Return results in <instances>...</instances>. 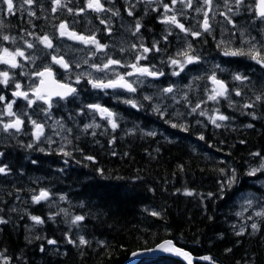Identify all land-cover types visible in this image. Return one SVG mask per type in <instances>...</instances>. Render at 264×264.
<instances>
[{"label":"trees","instance_id":"1","mask_svg":"<svg viewBox=\"0 0 264 264\" xmlns=\"http://www.w3.org/2000/svg\"><path fill=\"white\" fill-rule=\"evenodd\" d=\"M198 3L202 0H194L192 8L177 15L185 27L203 32L199 27L203 13L195 11L202 6H196ZM245 5L254 6V0H245ZM232 6L235 8L234 0ZM153 7L163 10L161 4ZM213 11L214 19L209 14L212 31L200 37L186 36L178 28L162 23L163 15L160 20L154 14L138 17L143 23L139 37L144 45L151 48L159 42L160 48L139 63L165 73L152 77L155 91L145 94L153 96L152 101L144 100L139 92L131 99L127 92L95 89L87 76L79 84L78 95L56 100L50 116L44 112L48 107L44 102L41 106L39 102L26 105L32 120L45 126L39 141L34 142V127L29 121L20 132L0 130V152L4 153L0 166L7 165L11 170L7 175L0 174V217L8 221L0 224V257H8V264H124L132 252L152 248L164 240H173L191 252L198 258L195 264H264V216L254 213L264 211V171L248 175L264 158V99L255 100L257 95L264 96V67L248 56H225L223 48L217 47L223 39L231 41L232 48L247 51L248 45L241 44V31L255 37L261 47L264 23L242 8L233 17V27L220 15L226 11L223 0H214ZM8 25L18 30L16 22ZM28 28L34 30L35 23ZM189 41L193 54L202 59L173 76L172 72L180 69L168 60L176 58ZM213 73L227 83L229 98L207 99L216 87L209 79ZM236 73L248 80H233ZM27 76L19 82L26 85ZM14 82H10L9 91ZM169 85L175 86L174 93L159 96L158 90ZM236 90L242 95H235ZM128 99L142 106L133 108L123 103ZM96 103L118 114L120 126L116 130L85 108ZM157 104L163 116L153 110ZM197 104L200 108L193 113L191 109ZM245 104L253 107L245 108ZM81 108H85L82 115L78 114ZM217 109L229 117L218 121L222 125L219 128L209 119ZM201 111L206 115H200ZM251 113H255V119ZM56 121H61L64 128ZM93 121L100 127L84 131L83 126ZM173 123L178 127L173 128ZM150 131L156 135H145ZM48 138L53 142L49 143ZM30 143L33 147L27 148ZM257 152L261 155H252ZM88 156L94 160H87ZM233 170L235 183L221 192V183L228 181ZM41 189L49 191V199L33 203L32 196ZM186 190L192 195L185 194ZM208 193L215 195L209 197ZM249 194L262 202L257 211L243 207ZM61 196L66 198L61 200ZM153 211L160 215H151ZM33 215L44 222L35 223L30 218ZM75 215H83L85 220L72 225ZM252 223L259 225L255 232ZM241 228L244 234L236 235ZM80 236L88 243L80 245ZM69 238L76 243H69ZM49 239L57 243L49 245ZM203 256L212 260L200 259ZM134 264L185 262L161 255L140 258Z\"/></svg>","mask_w":264,"mask_h":264},{"label":"snow or ice","instance_id":"2","mask_svg":"<svg viewBox=\"0 0 264 264\" xmlns=\"http://www.w3.org/2000/svg\"><path fill=\"white\" fill-rule=\"evenodd\" d=\"M147 2L152 3V0H147ZM34 3H36V0H22L21 7L24 4L33 5ZM51 3L53 5L51 8L52 12H57L60 9L66 8L69 13H73V9L70 7H67V4H65L63 2V0H51ZM178 3L183 5L184 8H192L193 7V0H170V4L169 3H163L161 0V5L164 9V14H163L162 19H161L162 23L174 26L175 28H178L181 32L185 33L186 36L190 35L192 37H200L203 33H211L212 25L209 22L210 21L209 14L212 13V19L215 18L216 13L213 11L214 0H202V6L195 8L196 12H202L203 13V21L199 25V27L203 30V32L193 31L191 28L185 27V24L182 23L180 21V19H178V15H177L176 10H175V6ZM232 3H233V0H223V4H224V7L226 8V11L220 13V15H222L224 17L225 21L228 24H231L233 27L236 26V23H235V20L233 19V17L238 16L241 13L242 8L245 11L253 12L255 19L264 23V0H254V6L253 5H247L246 6L245 0H234L235 8H233ZM0 4L6 6L7 14H9V15L14 14V9L16 8V5L14 4V0H0ZM132 8H134V5L127 9L128 16L134 15ZM88 9H90L96 13H102L105 11L111 12L113 16H119V14H120L119 10L113 11L111 8H105V4L102 2V0H86V7L79 8L76 14L78 15L79 13H83ZM2 10L3 9H0V11H2ZM153 11H156V9H153ZM169 12H171L172 14L169 15L168 14ZM28 15L29 16H35L36 13L34 11H29ZM180 15H183V11L180 12ZM29 23H31V21H29ZM100 23L104 24L107 27V31L109 33H111L112 29H111V27H108V24H109L108 20L101 19ZM33 27H34V25H33ZM141 27H142V24H141L140 20H136L132 34L134 36L137 35L140 32ZM2 28H3V21L0 20V29H2ZM58 32H59L60 37H68L69 39L79 41V42L83 43L84 45L95 46L96 51H103L104 49H106L108 47V45H106V44H101L99 42V40H97L95 34L84 35L81 33H77L74 30H70L67 22H61L58 25ZM25 34L27 36L33 35L32 32H26ZM170 34H171V32L169 31V35ZM240 36L242 37L241 44L242 45L243 44L248 45L247 51H245V49L243 47L232 48L230 46L231 41H225L223 39H221L218 42L217 47L223 48V55H225V56H248V57H250L251 60L255 61L257 64L264 67V41H261L260 43L262 46L258 47L257 43L255 42V37L246 36L244 31L240 32ZM18 39L23 40V43H24V45H26L27 49H34L36 47L35 43H33L29 40L23 39V37H16V36H11V35L0 34V41H8V42L15 44ZM163 39L167 40V36H165ZM37 40L39 41L40 44H43L44 48L54 49L53 39L51 36L43 35V36L37 37ZM158 43L159 42L153 43L151 48L145 46L144 43H142V42L139 45L132 44L130 46V49L135 51V53H136L135 54V62L130 64V65H124V66L130 67L131 69H133V71L127 72L125 74L116 73V78L108 80L107 82H104V80H101V79H91V78L88 79V82L95 89L104 90V89H110V88L111 89L120 88V89H125L126 91H128L130 93H135L137 91V87H134L133 86L134 82H129V80L126 79V76H129V77L130 76H137V77L146 76V77L158 78V77L165 75V73L163 71L152 70V68L147 67V66H141L139 63L141 60H147L148 59L147 54L149 52H153V51L159 52L160 51V48L158 47ZM56 51H58V50H56ZM120 51L123 52V51H125V49L121 48ZM193 53H194L193 45L189 41L187 43L186 48H184L182 51H180L176 54V58H173V57L169 58L168 63H170L172 66H178L180 69V71H173L172 72L173 76H179L180 72H182L187 65L196 64L202 59L201 56L195 55ZM93 55H95V53H93ZM17 57L23 58L24 60H29L33 63L35 62V59H36V57H31V56L26 55L25 50L23 48L18 47L14 51H10L8 47H3L2 53H0V64L8 65L12 69L22 67L20 62L17 60ZM51 63L54 65H59L61 68H63L65 71H68V72H70V70L72 68V64L68 60H66L63 55H58V54L52 55L51 56ZM84 63L87 64L88 61L85 60ZM117 65H121V61L118 59H112L111 57H109L107 59L106 63H103L102 65L92 64V65H90V67L94 68L97 72H105V71H115V69L112 66H117ZM80 66H81L80 63H75L76 68H79ZM216 67L219 68V65H217ZM221 71H223V69H221ZM32 74L35 75L36 77L41 78L40 79L41 87H38V88H35L32 90L35 93V99H29V93L26 91H21L20 89L22 86L18 82L15 83L16 91H14L12 94L15 97H22L25 100H27L28 101V107H31L34 103H36L37 100L44 101V103L48 105V107L44 109L46 116H50V114H51L50 110L52 107V97L55 96V97H59L61 100H66L69 96L74 97L76 92H77V90L75 88L71 87L69 84H62V83H59L58 81H56L54 79V71H53V67L51 65L44 66L42 68V70L35 71ZM82 75H87L89 77L91 76L90 73H85ZM232 78H233V80L240 81L241 83L248 80L247 76L241 75L240 73L234 74ZM12 79L13 78L10 76L9 71H6V70L0 71V84L7 86V85H9V83ZM80 79H81V76L78 75L76 77L77 83L79 82ZM209 79H211L212 83L214 85H216V87L212 90V93L210 95H208V97H207L208 100L218 101V98H220V97H224L226 99L229 98V89H228L227 83L225 81L218 79L215 73H213L211 75V77H209ZM138 83L142 84L143 81H138ZM46 84H53V85H55V88H46V87H44V85H46ZM174 91H175V86L169 85L168 87L159 89L158 95L159 96H165L166 94L174 93ZM235 95L240 96V95H242V93L239 90H236ZM184 98L187 99L186 93H185ZM143 99L147 100V101H152L153 96L145 95L143 97ZM262 99H264V96L257 95L255 97L256 101H261ZM4 100H5V97L3 95H0V101H4ZM203 102L204 101H202V103ZM14 103H15V101L7 103V105H6L7 112L4 113L8 117H14V119H12L8 122H4V120L0 119V130H2L4 132H9V130H15V132H20L23 125H24V119H22L21 116L17 115L12 110ZM123 103L129 104L133 108H137L139 106H142V105H138L136 103V101L131 100V99L124 100ZM230 106H232L231 102H230ZM244 107L245 108H252L253 104H245ZM85 108H87L88 110H91L93 113H98L102 119H106L108 122V125L110 126V128L113 131L116 130L120 126L118 123V114L116 112L112 111L111 109L104 107L103 105H101L99 103L88 104L85 106ZM85 108H81L79 110L78 114H81V115L84 114ZM199 108H200V104H197L195 107H193L191 109V111L193 113H195L197 111V109H199ZM153 110L155 112L159 113L161 116H163L165 114L164 111H162L159 104L155 105ZM216 112H217V114L209 117V119H210L212 124H214L217 128H219L222 125L220 123H218V121H227L229 119V117L226 115L220 114L218 109L216 110ZM23 115H27V114L25 113ZM200 115H206V113L201 111ZM251 115H253V118L255 119V113H251ZM29 120H30V123L34 126V132H33L34 142L39 141L41 139V137L44 136L45 126L42 123H38L36 120H32L30 117H29ZM56 124H58L60 126V128H62V129L64 128V125L62 124L61 121H56ZM171 126L173 128L178 127V125L174 124V123ZM99 127H100V125L97 124L95 121H93L92 123L85 124L83 126V130L87 131L88 129H95V128H99ZM179 127H181L182 130H184V131L187 130V128L183 125H179ZM248 127H252V125L249 124ZM67 131L71 132V129H67ZM134 131H135L134 129L130 130L129 134H132V132H134ZM57 135H59V133H57ZM92 135L95 136L96 133L93 131ZM145 135L155 136L156 132L155 131L146 132ZM48 139H49V143L53 142V141H51L50 138H48ZM200 139H204V137L201 136ZM67 142L70 143V141H67ZM111 142L112 141H110V143ZM241 143H243V141H241ZM26 147L32 148L33 144L30 143V144L26 145ZM40 151H44V149L41 148ZM61 151L63 152V148L61 149ZM64 154L68 155V156L71 155L70 152H64ZM3 155H4V153L0 152V156H3ZM252 155L260 156L261 154L257 152V153H252ZM86 159L91 161V160H94V157L88 156V157H86ZM32 163H36V161H32ZM65 163H67V161H65ZM10 171L11 170L9 169V167L7 165L0 166V174L7 175ZM98 171L101 174H103L102 169H100ZM221 171L223 172L224 170L221 169ZM258 171H264V158H262V162L259 165V167L253 168L248 173V175H250V176L255 175V173ZM233 183H235L234 170H233V175L228 179V181L221 183L220 191L223 192L226 187H230ZM185 194L192 195V192L186 190ZM214 195L215 194H213V193H208L209 197H212ZM49 197H50L49 191L45 190V189H41L39 191V194L33 195L31 199H32L33 203H39L41 201L48 200ZM65 198L66 197H64V196L60 197L61 200L65 199ZM247 205H248V207L252 206V199L247 200ZM65 214L67 215V213H65ZM255 214L257 216H264V211H260V212H257ZM151 215L159 216L160 213L153 211L151 213ZM237 215H240V213H237ZM30 218L32 221H34L37 224H41L44 222L42 220V218L39 216L33 215ZM84 220H85V216L75 215L71 220V224L72 225H78L79 222H82ZM6 223H8V221L4 220L2 217H0V224H6ZM251 229L253 230V232H255L259 229V225L257 223H252ZM244 232H245V229L241 228L240 231L236 233V235H238V236L243 235ZM68 242L69 243H76L71 238H69ZM47 243L49 245H55L57 242L54 239H49V240H47ZM87 243H88V241L85 240V238L83 236L79 237V244L80 245H85ZM40 251L43 252L44 248L41 247ZM143 251L149 252V253L156 252V251H162L165 253H173L177 256L182 257L185 261H187V264H193V257L191 255V253L185 251L182 248L177 247L176 244L172 240H166L163 243L158 244L155 248L145 249ZM227 251H231V249H227ZM140 254H142V253L141 252H132L131 253V255L133 257L138 256ZM0 256H2V254H0ZM2 258L5 261V264H8L9 258L6 256H3ZM200 259L205 260V261L212 260V258L210 256H203ZM213 264H214V262H213Z\"/></svg>","mask_w":264,"mask_h":264},{"label":"flooded vegetation","instance_id":"3","mask_svg":"<svg viewBox=\"0 0 264 264\" xmlns=\"http://www.w3.org/2000/svg\"><path fill=\"white\" fill-rule=\"evenodd\" d=\"M155 1L156 0H152V3H148L147 0H102L105 4V8H111L113 11L119 10V16H113L111 12L105 11L102 13H96L90 9L77 15L76 13L79 8L86 7V0H63V2L67 4V7L73 9V13H69L66 8L60 9L57 12H52L51 8L53 5L51 0H36V3L33 5L24 4L22 7V0H14V4L18 7L14 9V14L11 15L7 14L6 6L0 4V9H3L0 11V20L3 21V28L0 29V34L23 37V39L31 42H34L32 41V38H35L34 43L36 44V47L34 49H27L23 40L19 39L18 41H21V46L26 50L27 54H30L31 57H36V59L40 62L39 65L42 66V63H44L51 65L53 69H55L56 65L51 63L52 55H59V53H61L62 55L70 56L74 52V45L76 41L71 40L68 37H60L58 32V25L61 22H67L70 30L75 31V29H83L86 31L85 35L97 34L99 38H102L104 34L103 40L109 41L108 47L110 49L115 48L118 53L126 54L127 58L135 60L136 53L130 49V46L132 44L139 45L141 42L143 43V39L139 37L140 32L135 36L132 34L135 21L139 20L138 17L144 14L145 16L149 14H154V16L162 15L163 10L161 9L153 11ZM168 1L170 4V0ZM133 5L134 8H132V10L134 15L128 16L127 9ZM175 10L185 11V8L183 5L178 3L175 6ZM29 11H34L36 15L29 16ZM101 19L109 21L108 27H111V33L107 31V27L104 24L100 23ZM29 21H31V23H29ZM15 22L18 26L14 27H17L18 30H12L11 26L8 25V23L13 24ZM32 23H35L34 30H32V28H28V25ZM141 24L142 29L143 23L141 22ZM42 25H44V27ZM26 32H32L33 35L27 36L25 34ZM43 35H49L52 37L54 49H46L43 44L39 43L37 37ZM10 43L11 42L8 41L4 42V44L7 45L6 47H9L8 45H10ZM117 45L125 46V51L119 52ZM40 70H42V68ZM0 71L5 70L0 69ZM6 71H9L10 76L14 78V80H20L25 75L24 70L21 67ZM35 79L39 80L40 78L36 77ZM14 91L16 90L13 89L10 92L8 87L5 86L0 89V95L5 97L4 101H0V119L6 118L4 113L7 112V103L15 101L12 110L15 113H21L22 119H24L25 122V115H23L25 109L21 103L18 105V99L24 100V98L13 96L12 93ZM29 99L31 98L29 97Z\"/></svg>","mask_w":264,"mask_h":264},{"label":"rangeland","instance_id":"4","mask_svg":"<svg viewBox=\"0 0 264 264\" xmlns=\"http://www.w3.org/2000/svg\"><path fill=\"white\" fill-rule=\"evenodd\" d=\"M5 41H0V53H2V49L3 47H6L7 45L4 44ZM9 47V50L10 51H14L16 48H22L21 46V41H18L13 44V43H10V45H8ZM121 49V48H120ZM119 49V52H121ZM25 50V49H24ZM83 51H86L87 52V55L89 56V59H90V64H99L101 60H104L106 63L107 59L110 57V56H107V50L104 49L103 51H96L95 49V46H92L90 49L88 48V45H84L82 44L79 51H78V55H77V60L76 63L80 62V57L82 56L83 54ZM111 51H114V50H111ZM25 53L27 54L26 50H25ZM93 53H95V55H93ZM28 56H30V54H27ZM17 60L20 62V64L22 66H25L26 65V69L28 71V73L30 74V77L29 79H27V84L30 86V90L32 92V98H35V93L32 91L33 89L35 88H38L40 87V79L39 80H36V76L33 75L32 73H34L35 71H40V69L42 68L41 65H36V63L34 62H31L29 60H24L20 57H17ZM46 65V64H45ZM81 65V64H80ZM99 65H102V64H99ZM115 71H105V72H97L94 68H90L89 70H87L85 68V66L83 67L82 65L79 67V68H76L75 69V80H76V77L78 75L81 76L82 73L88 71L90 74H91V77L95 78V79H101V80H104V82H107L108 80H111V79H115L116 78V73H120V68L119 66H112ZM127 69H129V72L133 71V69H131L130 67H126ZM0 69H4V70H10L12 68H10L8 65H4V64H0ZM129 78V82H134L133 83V86L136 87V84L138 83V81H143L142 84H139L140 87H143L145 85V83L148 81V77L146 76H140V77H137V76H128ZM36 82V85H34V83ZM154 91H155V87H154ZM39 103H42L43 101L42 100H37ZM17 114V113H16ZM18 115V114H17ZM11 120L14 119V117H10ZM249 199H252V206L250 208H253L254 210H258V208H261V201L259 199H257L254 195H246L245 196V200L243 202V207L244 208H248V205H247V200ZM243 208V209H244ZM258 212V211H257ZM245 213V211H244ZM256 213V212H254ZM251 218L255 221L256 220V217L254 214L251 215ZM4 261L2 257H0V264L1 262ZM186 264V263H185Z\"/></svg>","mask_w":264,"mask_h":264},{"label":"water","instance_id":"5","mask_svg":"<svg viewBox=\"0 0 264 264\" xmlns=\"http://www.w3.org/2000/svg\"><path fill=\"white\" fill-rule=\"evenodd\" d=\"M54 71V70H53ZM54 79L56 80V81H58L59 83H62V84H69L71 87H73V88H75L76 89V86L74 85V84H72V83H68V82H65V81H61L60 79H58L57 78V76H56V74H55V72H54ZM44 87H46V88H55V85H53V84H46V85H44ZM52 98H59V97H52ZM164 241H166V240H164ZM164 241H162L161 243H163ZM173 241V240H172ZM161 243H159V244H161ZM158 245V244H157ZM156 245V246H157ZM156 246H154L153 248H155ZM177 247H179L178 245H176ZM179 248H181V247H179ZM150 249V248H149ZM182 249H184V248H182ZM143 250H145V249H143ZM143 250H139V251H136V252H141L142 254H140V255H138V256H135V257H133V256H131L128 260H127V262L126 263H124V264H133L136 260H138V259H140V258H144V257H157V256H161V255H168V256H172V257H175V258H177V259H180V260H182V261H184L186 264H187V261H185L182 257H180V256H177V255H175V254H173V253H165V252H162V251H156V252H152V253H149V252H144ZM185 250V249H184ZM185 251H187V252H189L188 250H185ZM189 253H191V252H189ZM191 255H192V257H193V264H195V261L198 259L197 257H195V256H193V254L191 253Z\"/></svg>","mask_w":264,"mask_h":264},{"label":"bare ground","instance_id":"6","mask_svg":"<svg viewBox=\"0 0 264 264\" xmlns=\"http://www.w3.org/2000/svg\"><path fill=\"white\" fill-rule=\"evenodd\" d=\"M59 54H61V53H59ZM143 92H146V89L145 90H143ZM161 243V242H160ZM159 244V243H158ZM153 248V247H152Z\"/></svg>","mask_w":264,"mask_h":264}]
</instances>
